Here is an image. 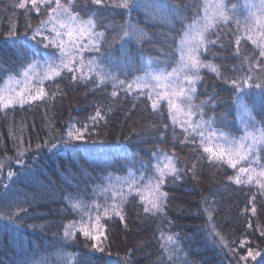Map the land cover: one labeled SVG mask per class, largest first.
<instances>
[{"label": "trees", "instance_id": "16d2710c", "mask_svg": "<svg viewBox=\"0 0 264 264\" xmlns=\"http://www.w3.org/2000/svg\"><path fill=\"white\" fill-rule=\"evenodd\" d=\"M15 2L0 0V61L5 68L13 62L18 64L16 49L26 40L31 42L24 35L25 31H31L26 28L28 20L23 9L13 7ZM112 2L104 0V6H97L89 0H77L76 10L83 19L90 18L95 12L98 24L101 20L105 24L122 23L126 19L124 10L112 7ZM157 2L178 5L181 18H172L171 23L165 24L146 18L143 11L133 13L137 18L133 23L138 22L151 40H146L142 46L130 44L133 68L128 69L129 79L142 64L155 66L163 60L164 55L175 59L173 49L178 33L183 23L191 22L196 11L192 5L197 0ZM226 3L229 7L236 3L243 17V0H226ZM30 22L33 28L36 27L39 16L32 13ZM11 24L16 25L17 34L8 37ZM232 27L235 28L234 25ZM112 34L109 28L106 35ZM212 39H216V36L213 35ZM209 48L210 51L202 59L217 64L221 75L207 68L201 69L202 79L197 85L196 103L214 97L211 103L215 106V112L206 108V116L227 115L228 123L224 131L237 136L241 132L238 127L241 113L232 103L233 85L225 81L240 74L243 56L253 55L258 50L250 41L242 40L240 53L237 54L235 39L227 28L222 29L218 43ZM118 49L119 44L113 50ZM83 55L87 60L98 54L85 51ZM260 59L264 61V58ZM113 70L121 71L119 68ZM72 75L65 71L54 81L45 80L43 87L48 96L44 100L25 103L22 108L17 104L0 111V161L4 162V168L0 169V204L17 200L27 209L26 213H20L25 217L22 225L9 224L6 229L0 230V264H12L14 259L20 261L23 259L22 253L35 260L46 258L50 264H57L55 253L58 248L87 255L90 264H160L159 257L164 255L166 259L167 256L161 245L168 235L177 237L189 264H237L239 256H247L249 248L254 255H259L255 260L249 257L247 261H239V264L264 262V235H261L264 231V192L258 188L255 180L251 184L238 185L229 180V176L236 175L237 169L201 159V155L207 154L198 147L199 138L196 144L180 143L185 135L184 129L178 122L173 126L166 100L160 101L159 111H153L152 102L145 95L137 97L135 92L126 94L118 91L117 96L112 97L110 83L97 86L92 81H72ZM120 78L123 79V75ZM0 86H3L2 79ZM53 93H56L55 98L49 99ZM97 109L104 119L97 118L94 122L91 117L95 116ZM253 115L258 121L264 120V114L258 109ZM70 125L81 128L87 125L86 139L96 140L97 143H88L85 147L95 151L85 152L83 148L73 151L71 147L64 148L62 145L51 150L36 148L37 144L43 145L45 141L60 144ZM17 137H22L23 142L20 143ZM18 148L25 150L21 163L16 162ZM156 151L174 155L178 160L177 167L181 169V178L175 183L166 181L163 187L169 193L163 213H145L142 210L144 204L133 193L129 196L131 202L125 205L123 222L115 216L110 219L104 217L101 221L104 227L101 229L103 235L100 244L104 252L88 247L94 241L87 240L79 232L75 241L65 243L62 240L64 226L78 220L64 199L66 195L75 196L79 188L89 203L93 200L103 203L104 197L94 196L92 190L97 184L105 183L102 179L104 176L109 172L114 177L126 176L127 166L133 163L138 168L142 160L154 165L152 153ZM193 164L196 165L195 173ZM240 166L238 164L237 168ZM8 171L17 173L11 181L7 178ZM136 175L140 173L137 171ZM5 183L9 184L6 196ZM145 195L151 199L150 195ZM253 195L255 200L252 199ZM253 206L256 208L255 214L251 211ZM4 223L0 221V225ZM213 226L225 237L228 248H222L219 238L213 236ZM242 241H246L243 247L240 246ZM229 249H234V253Z\"/></svg>", "mask_w": 264, "mask_h": 264}, {"label": "snow or ice", "instance_id": "6c2138e0", "mask_svg": "<svg viewBox=\"0 0 264 264\" xmlns=\"http://www.w3.org/2000/svg\"><path fill=\"white\" fill-rule=\"evenodd\" d=\"M89 2L104 6V0H89ZM76 5L77 0H16L13 7L24 10L28 20L26 28L31 29L25 31L24 35L29 37L31 42L26 40L16 49L18 64L13 62L5 68L0 61V79L3 80V86H0V111L15 107L17 104L22 108L25 103L44 100L48 96L43 87L44 81H54L65 71L73 74L70 77L72 81H92L97 86L110 83L112 97H116L118 91H124L126 94L135 92L137 97L145 95L152 102L153 111H159L160 101L166 100L173 126L177 123V113L185 117L180 123L185 133L180 143L196 144L199 138L198 147L207 154V156L201 155V159L212 164H227L232 169H237L236 175L229 176V180H233L238 185L251 184L255 180L258 188L264 192V162H262L264 161V120L258 121L253 115L257 109L264 114V61L260 59L264 58V0H243L241 6L244 10L243 17L236 3H232L229 7L226 0H197L192 5L196 11L191 22L183 23L178 33V40L173 49L175 59L164 55L163 60L158 61L155 66L150 63L142 64L132 73L131 79L128 71L133 68L130 44L142 46L146 40H151L148 33L139 27L138 22L133 23V20L137 19L133 13L140 10L146 18L168 24L171 23L172 18H181L180 7L169 5L167 2L159 3L157 0H113L112 7L123 9L126 19L122 23L112 25L105 24L102 20L98 24L95 12L90 18L83 19L76 10ZM32 13L39 16V22L34 28L30 22ZM232 25L235 26L234 29ZM109 28L113 31L112 35H106ZM224 28H227L234 37L237 54L240 53L242 40L250 41L258 50L253 55L243 56L240 74L225 81L233 85L232 103L241 113L240 124L243 126V134L240 136H233L224 131V126L228 123L227 115L206 116V108L215 112V106L211 103L214 97L196 103L197 85L202 79L201 69L207 68L218 76L221 75L220 67L205 61L202 56L210 51V45L218 43ZM16 34V25L11 24L7 36L12 37ZM213 35L216 39H212ZM117 44L119 49L114 51V46ZM220 46L223 47V44ZM41 49L53 51L44 52ZM85 51L98 55L85 60L83 55ZM244 64L247 65L246 70ZM114 68H119L121 71L118 73L113 70ZM121 75L123 79L120 78ZM33 81H36V84H33ZM26 89L27 95H25ZM55 95L56 93H53L49 99H54ZM97 118L104 119L99 109L96 110L95 116L91 117L94 122ZM86 131L87 125L82 128L70 125L66 136L61 137L60 144L55 141L49 144L45 141L43 145L37 144L36 148L39 150L44 147L51 150L62 145L64 148L71 147L73 151L83 148L85 152H93L94 149L85 145L96 144L97 141L86 139ZM16 139L20 143L23 142L22 137ZM24 156L25 150L18 148L16 162L21 163ZM152 157L155 161L154 165L142 160L138 168L130 163L127 166L126 176L114 177L111 172L104 176L102 179L105 183L97 184L92 190L94 196L104 197L103 203H97L95 200L89 203L83 198L79 188L75 196L66 195L64 199L76 213L78 220L70 221L64 226L62 240L65 243L75 241L79 232L87 240L94 241L88 247L104 252L105 249L100 244L103 235L101 229L104 227L101 221L104 217L110 219L115 216L123 222L126 215L125 205L131 202L129 196L133 193L139 198L140 203L144 204L142 210L145 213L153 215L163 213L169 196L163 187L166 181L175 183L180 179L181 169L177 167L178 160L174 155L156 151L152 153ZM238 164L241 165L239 168H237ZM3 168L4 162L0 161V169ZM192 170L195 173V164L192 165ZM137 171L140 175H136ZM15 175L17 173L8 171V180L11 181ZM3 187L6 196L9 184L5 183ZM146 193L151 199L145 195ZM252 199H256L255 195ZM26 211L27 209L17 200L0 204V221L5 222L0 225V230L6 229L9 224L22 225L25 217L20 213ZM251 211L253 214L256 213L255 206ZM211 232L214 237L219 238L222 248H228L225 237L217 232L214 226ZM261 235H264V231ZM244 243L246 241H242L240 246L243 247ZM161 248L167 256L166 259L164 255L159 257L160 264H189L187 255L183 254L176 236L168 235ZM229 251L234 253V249ZM21 255L23 259L20 261L14 259L12 264H50L46 258L35 260L26 253ZM55 255L57 264H90L89 256L79 252H69L64 248H58ZM256 255L259 253L254 255L249 248L247 256H239L237 264L239 261H247L249 257L255 260Z\"/></svg>", "mask_w": 264, "mask_h": 264}, {"label": "rangeland", "instance_id": "374dc122", "mask_svg": "<svg viewBox=\"0 0 264 264\" xmlns=\"http://www.w3.org/2000/svg\"><path fill=\"white\" fill-rule=\"evenodd\" d=\"M34 82V81H33ZM32 82V83H33ZM241 115V114H240ZM176 119H177V122L180 124L184 119H185V117H183L182 115H180L179 113H177V115H176ZM238 127H239V129H240V133H239V135H237V136H240V135H242L243 134V126L240 124V116H239V120H238ZM162 160H163V158H162ZM243 163V162H242ZM161 164H163V163H161ZM255 166V165H254Z\"/></svg>", "mask_w": 264, "mask_h": 264}]
</instances>
